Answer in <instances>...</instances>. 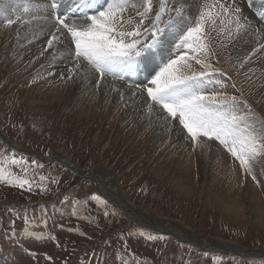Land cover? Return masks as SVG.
Instances as JSON below:
<instances>
[{"label":"rangeland","instance_id":"374dc122","mask_svg":"<svg viewBox=\"0 0 264 264\" xmlns=\"http://www.w3.org/2000/svg\"><path fill=\"white\" fill-rule=\"evenodd\" d=\"M11 1L8 7L15 8L17 0H0V7ZM19 1L25 4L23 9L31 7ZM43 1L50 9V1ZM216 2L152 0L145 26L163 8L158 21L162 47L139 59L136 81L121 82L145 86L156 64L158 71L162 59L174 55L175 39L194 26L202 9ZM219 3L240 12L230 11L215 25H206L205 38L214 53L209 62L226 73L213 74L212 79L222 80L224 87L215 85L211 90L247 101L250 111L243 107L242 111L259 132L264 128V49L259 47L264 44V18L257 15L264 13V0ZM12 17L0 13L3 23L17 20ZM253 24L255 31L251 27L247 33ZM18 54L0 52V177H4L0 179V264H264V154L252 161L254 180L217 141L201 138L203 147L191 152L188 146L182 148L191 139L180 131L178 121L158 131L148 122L155 115L146 113V124L139 125L123 118L121 107L112 109L99 94L76 99L69 91L48 93V71L19 66ZM171 129L178 130L181 146L171 148L169 136L152 140V133ZM56 151L61 152L59 159ZM13 158L19 163L12 164ZM92 174L102 177L120 204L130 202L147 216L146 222L107 200ZM9 176L28 179L31 190L9 184ZM93 195L99 200H92ZM151 223L185 230L218 250H200L193 241L154 230ZM222 245L250 253L241 256Z\"/></svg>","mask_w":264,"mask_h":264},{"label":"snow or ice","instance_id":"6c2138e0","mask_svg":"<svg viewBox=\"0 0 264 264\" xmlns=\"http://www.w3.org/2000/svg\"><path fill=\"white\" fill-rule=\"evenodd\" d=\"M74 2L76 7L72 11L79 12L81 19H73L69 23V18L59 13L49 14L51 20L48 17L42 18L44 23H51L55 29L47 40L45 51L53 49L55 54V45L59 44L65 46L68 53L70 66L67 68V79L83 77L89 80L98 76L95 80L97 87L109 75L124 79L118 69L135 71L138 69V58H146V54H151L152 49L162 47L158 21L161 19L163 8L156 12L151 23L145 26V20L153 11L152 0H143L141 4L135 3V0ZM50 7L53 10L58 9L57 0H50ZM129 10L134 11L135 15H126ZM24 11L28 12V8L25 7ZM230 11L238 14L240 9L233 10L230 6L219 3V0L214 5H207L206 10L202 9L195 17L194 26H188L180 36L175 45V54L169 55L166 61L162 59L158 71L152 69L149 72L150 79L142 91L146 93L150 115L155 108H159L161 113L165 114L162 115L165 124L178 121L180 131L186 133V138L191 139L194 148L204 146L205 141L201 138L217 141L239 162L241 170L255 180L252 161L264 154V128L258 132L247 123V115L242 111V107L250 111V106L241 97L228 96L223 91H207L209 83L223 88L224 82L220 79L213 80L212 76L214 73L221 76L226 73L214 68L209 62V57L214 53L205 38L206 25H215L217 18L226 17ZM18 20L19 18H8L4 23L10 27ZM31 23V20L22 21V24ZM220 23L223 24L224 20L221 19ZM229 23L232 21L229 20ZM235 23L238 29L242 27L239 17ZM148 33H151L150 40L144 39ZM259 47L264 49V44ZM256 50L253 49V52ZM244 60L247 61L248 57ZM192 61L200 66L199 71L193 68ZM145 67L147 68V63ZM61 78L65 77L62 75ZM113 90H116L115 87ZM18 163L15 158L12 159V164ZM7 179L9 184H15L21 189L27 186L28 190H31L28 179H13L11 176ZM43 179L45 178L41 177V180ZM91 199L99 200V197L93 195ZM147 238L155 239L153 236Z\"/></svg>","mask_w":264,"mask_h":264},{"label":"bare ground","instance_id":"6f19581e","mask_svg":"<svg viewBox=\"0 0 264 264\" xmlns=\"http://www.w3.org/2000/svg\"><path fill=\"white\" fill-rule=\"evenodd\" d=\"M24 1L28 2L31 6L28 7V12L24 11L23 8L25 4H20L21 2L19 0H17L14 4L15 6H13L15 8H12L11 6L8 7V5H12V1L7 3L6 7H0L1 15H8L11 17L13 16L12 18L14 19L19 18L18 22L10 27L6 26L5 23L0 21V52L5 55H10L11 53L18 52V59L16 61L19 63V66L25 67L30 71H34L38 67L46 69L48 71L49 78L48 80H46L47 87L45 88H47L46 90L48 91V93H51L52 95H61L64 92L67 93V91H69V93L71 92L72 96L76 97L77 99L78 97L85 95L90 98L94 94H99V97H101L103 101H108L109 103L111 102L112 109L121 107L123 118H126L130 121L133 120L132 122H138L139 125L146 124L148 101L145 93L142 91L144 86L137 88L135 86L126 84V82H121L120 80L105 77L101 85L97 87L95 80L98 78V76L89 80H85L83 77H74L73 79H67V68L70 66V60L68 59V53L65 50V46L56 44L55 54H53V49L45 51V49L47 48V40L51 38V32L55 31V29L52 28L51 23H44V20L42 18L48 17V19L51 20V15L49 14H52V11L50 12V9L46 10V1ZM252 7L256 8V6L254 5H252ZM259 17L264 18V13H259ZM26 20H31L32 23L22 24V21ZM72 20H69L68 22H72ZM253 21H255L254 23L258 22L256 20ZM256 26L257 24L248 26L246 28L248 29L247 33L249 32V28L251 27H254L251 29L255 31ZM258 28V33L261 34L260 27L258 26ZM41 29H43V31H41ZM62 75L65 78L62 79ZM113 87H115V91L113 90ZM133 93H135V95ZM262 104V109L264 110V101H262ZM256 110L259 113H262L261 110ZM152 115H155L156 117H148V122L155 126L154 130H156V128L158 131L163 130L164 128L167 129V127L170 125L164 123L162 119V115L164 114H162L161 111H159L157 108L154 109ZM159 126H162V129ZM152 134L153 135L151 136V138L152 140H155V142H159L161 140V137L165 138L166 136H169L166 141H169L168 145H170L171 148L177 146L178 144L179 146H181L183 142L182 140L177 138V135L180 136V134H178V130L176 129H171L170 133L164 132L158 134V132H154ZM185 146L189 147V152H191L192 148H194L192 141H190V143L183 144L182 148ZM55 154L56 158L59 159L61 152L56 151ZM192 160L193 156L191 157V161ZM93 176L95 179L97 178L96 182L98 183V192L103 194L104 197L111 203L120 204V202H118V195L113 194L105 187L104 181H102L101 179L102 177H97L95 175ZM132 205V203L126 201L123 202V204H120L124 211L129 212V214H131L132 216L138 217L141 221L145 220L147 216L138 213L134 209V207H132ZM150 225L154 230L171 234L172 236L181 240L193 241V243L200 250L205 248L218 250L217 247H215L214 245H209L208 242L202 243V241H197V238L189 236L185 230H175L174 228L172 229L170 227H163L154 223H151ZM220 247L241 256H248V254L250 253L246 250H241L242 247H237L236 245H222ZM253 253L257 254H253L254 256L260 255L256 252Z\"/></svg>","mask_w":264,"mask_h":264}]
</instances>
